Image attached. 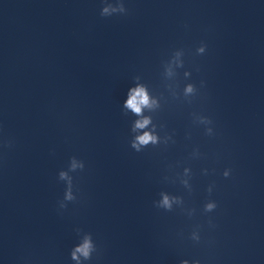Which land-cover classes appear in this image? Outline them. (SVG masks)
I'll use <instances>...</instances> for the list:
<instances>
[{
    "label": "water",
    "instance_id": "95a60500",
    "mask_svg": "<svg viewBox=\"0 0 264 264\" xmlns=\"http://www.w3.org/2000/svg\"><path fill=\"white\" fill-rule=\"evenodd\" d=\"M125 5L127 16L104 18L102 0H0V264H74L77 227L102 249L89 264H264V0ZM178 48L186 54L175 99L163 61ZM135 76L160 98L154 122L175 144L130 147L135 117L122 105ZM201 80L202 97L183 102L184 84ZM192 112L210 116L217 135L205 136ZM196 147L206 159L189 158ZM71 156L85 169L71 173L77 200L59 209L58 173ZM184 166L195 173L191 197L163 181ZM212 182L217 227L202 235L213 243L182 241L177 233L207 217L153 201L167 190L199 210Z\"/></svg>",
    "mask_w": 264,
    "mask_h": 264
},
{
    "label": "clouds",
    "instance_id": "9594fccd",
    "mask_svg": "<svg viewBox=\"0 0 264 264\" xmlns=\"http://www.w3.org/2000/svg\"><path fill=\"white\" fill-rule=\"evenodd\" d=\"M129 9L125 5V0H102V7L100 9V16L109 18L113 16H127ZM187 27V25H185ZM207 45L203 42L195 49V55L205 54ZM185 50L183 48L175 49L171 52V55L167 60L163 61L164 72L163 75L166 81H170L165 84V87L169 90L170 94L175 99L181 98L179 89V80L177 79L179 73L177 69L185 67ZM199 71V68L196 69ZM191 77V71L185 70L183 72V78L188 81ZM134 86L130 87L127 92V98L123 102L122 111L125 116L131 113L135 119L131 122L130 132L132 138L130 140V147L136 152H141L144 149L152 146L158 148L160 146L167 147L169 144H175L176 141L173 138V134L164 131V125L157 124L154 122L153 114L160 109V98L152 95L149 91L147 84L142 82L140 76L133 77ZM205 87V81H200V86L197 87L195 83L187 82L184 84L182 89L183 102L192 104L193 101L202 97L203 93L201 89ZM192 123L197 127L202 126L205 136L215 137L217 132L215 130L214 120L202 113L192 112ZM161 131L164 134L161 135ZM191 134H187V138H190ZM11 140H5L4 144L6 147L12 146ZM189 158L192 160L206 159V154L202 153L198 147L194 148L189 154ZM179 166V162L178 165ZM85 169V163L83 160L78 159L76 156L69 158L68 167L66 170H60L58 173V179L65 182V192L62 200L58 201L59 209H66L67 202H73L77 200V196L73 191L74 188V177L71 173H75L78 170L83 171ZM169 171H172V166L169 165ZM216 169H211V173L215 174ZM204 175L209 174V169H202ZM232 174V168H225L222 172L224 178H229ZM195 176L190 166H184L182 173L175 172L172 175H165L163 181L166 183H179L185 190V194L191 197L194 192V185L192 180ZM215 188V182L210 183L207 188V198L203 203L201 209L190 206L185 198V194H175L167 190H161L158 193L159 199L153 201V207L157 210H162L166 213H176L186 216L189 220L199 215L206 216L205 223H196L192 226L191 231L185 237L183 231L177 233L178 237L183 240L192 242L193 245H200L202 243L211 244L212 240H206L202 235L205 231V226L208 230H213L217 227L214 222L212 213H215L218 209V202L212 199V193ZM79 242L75 244L70 251V258L74 264H89L93 259L99 260L102 255V249L94 241L92 233L84 232L83 229L77 227L74 229ZM179 264H202L199 258H182L179 260Z\"/></svg>",
    "mask_w": 264,
    "mask_h": 264
}]
</instances>
